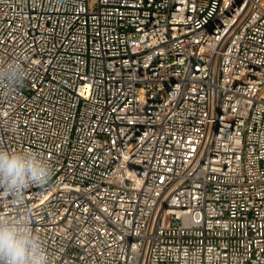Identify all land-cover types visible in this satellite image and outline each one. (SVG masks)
Returning a JSON list of instances; mask_svg holds the SVG:
<instances>
[{
  "label": "built area",
  "instance_id": "1",
  "mask_svg": "<svg viewBox=\"0 0 264 264\" xmlns=\"http://www.w3.org/2000/svg\"><path fill=\"white\" fill-rule=\"evenodd\" d=\"M0 148L51 264H264V0H0Z\"/></svg>",
  "mask_w": 264,
  "mask_h": 264
},
{
  "label": "clouds",
  "instance_id": "2",
  "mask_svg": "<svg viewBox=\"0 0 264 264\" xmlns=\"http://www.w3.org/2000/svg\"><path fill=\"white\" fill-rule=\"evenodd\" d=\"M5 82L12 87L26 79L19 63L6 66ZM51 176V165L32 149L0 148V190L13 197L15 214L0 213V264H51L39 235L34 231L31 210L24 205L23 193L33 185H44Z\"/></svg>",
  "mask_w": 264,
  "mask_h": 264
}]
</instances>
